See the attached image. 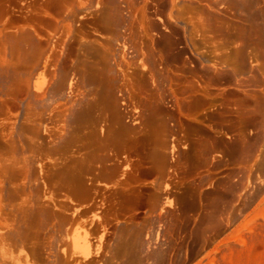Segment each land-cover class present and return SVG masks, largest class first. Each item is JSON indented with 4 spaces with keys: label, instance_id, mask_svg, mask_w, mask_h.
Masks as SVG:
<instances>
[{
    "label": "rangeland",
    "instance_id": "1",
    "mask_svg": "<svg viewBox=\"0 0 264 264\" xmlns=\"http://www.w3.org/2000/svg\"><path fill=\"white\" fill-rule=\"evenodd\" d=\"M134 244L264 264V0H0V264Z\"/></svg>",
    "mask_w": 264,
    "mask_h": 264
},
{
    "label": "bare ground",
    "instance_id": "2",
    "mask_svg": "<svg viewBox=\"0 0 264 264\" xmlns=\"http://www.w3.org/2000/svg\"><path fill=\"white\" fill-rule=\"evenodd\" d=\"M166 45V44H165ZM164 48H165V46H164ZM170 48V47H169ZM91 70V69H90ZM89 71V70H88ZM97 71V70H96ZM87 80L88 81H91L92 80V74H87ZM89 107V106H88ZM87 108V107H86ZM90 108V107H89ZM91 109V108H90ZM85 111V110H84ZM80 119H81V116H80ZM114 135V134H113ZM114 137V136H113ZM79 172V171H78ZM83 175V174H82ZM106 177V176H105ZM74 178H75V176H74ZM126 228V227H125ZM128 228V227H127ZM136 230V229H135ZM126 231H127V229H126ZM125 231V232H126ZM120 232H122V231H120ZM129 232V231H128ZM130 233V232H129ZM121 235V234H120ZM124 235V234H123ZM122 235V236H123ZM132 236V235H131ZM135 235H133V237H134ZM137 237V236H136ZM125 238V237H124ZM123 238V239H124ZM143 238V237H142ZM127 239V238H126ZM125 240V239H124ZM122 241V240H121ZM127 241V240H126ZM133 241V240H132ZM125 242V241H124ZM146 243V242H145ZM119 244V243H118ZM117 244V245H118ZM126 244V243H125ZM127 245V244H126ZM121 246V245H120ZM136 246H137V244H134V245H131L129 248L130 249H128V247L126 246V251H124V253H127L128 254V258H127V260L126 261H122V263L123 264H141V263H143V261H144V258H142V257H138V256H136L137 254H136ZM142 247H143V245H142ZM141 247V248H142ZM153 247V246H152ZM123 248V247H122ZM141 252L142 253H144L145 254V256H146V259H147V257H151V256H160V252L159 251H154V248L152 249L150 246L149 247H143L142 249H141ZM120 253H122V252H120ZM136 254V255H135ZM141 255V254H140ZM150 259V258H149ZM157 261V260H156Z\"/></svg>",
    "mask_w": 264,
    "mask_h": 264
}]
</instances>
